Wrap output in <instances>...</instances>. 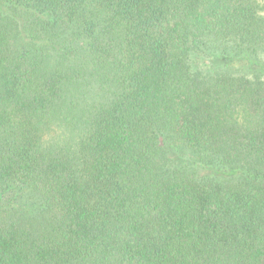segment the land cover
Wrapping results in <instances>:
<instances>
[{
	"label": "trees",
	"instance_id": "1",
	"mask_svg": "<svg viewBox=\"0 0 264 264\" xmlns=\"http://www.w3.org/2000/svg\"><path fill=\"white\" fill-rule=\"evenodd\" d=\"M0 264H264V0H0Z\"/></svg>",
	"mask_w": 264,
	"mask_h": 264
}]
</instances>
